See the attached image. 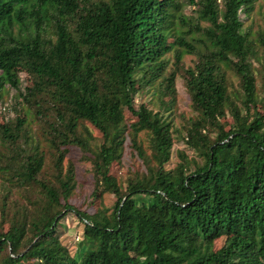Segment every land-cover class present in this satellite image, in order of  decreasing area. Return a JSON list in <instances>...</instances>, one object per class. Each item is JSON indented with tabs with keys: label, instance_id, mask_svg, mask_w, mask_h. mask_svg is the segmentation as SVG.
Listing matches in <instances>:
<instances>
[{
	"label": "trees",
	"instance_id": "16d2710c",
	"mask_svg": "<svg viewBox=\"0 0 264 264\" xmlns=\"http://www.w3.org/2000/svg\"><path fill=\"white\" fill-rule=\"evenodd\" d=\"M256 1L0 0V264H264V28L240 20ZM12 90L26 115L5 117ZM176 141L195 159L168 169ZM72 148L92 214L70 203ZM126 149L137 167L118 178ZM68 215L75 255L48 248Z\"/></svg>",
	"mask_w": 264,
	"mask_h": 264
},
{
	"label": "rangeland",
	"instance_id": "374dc122",
	"mask_svg": "<svg viewBox=\"0 0 264 264\" xmlns=\"http://www.w3.org/2000/svg\"><path fill=\"white\" fill-rule=\"evenodd\" d=\"M191 6H187L185 8L184 13L188 15H192ZM240 20L242 21L243 28L255 36L257 33L263 30L264 28V0H257L254 4L253 11L251 14L246 17L240 14ZM195 57L193 56H185L183 62L186 67L191 66ZM257 66L256 63H254ZM29 84V80L27 77L21 73L20 74V83H19V91L22 92L25 86ZM176 103L174 106V123L176 127H179L182 124L183 118H188L191 116V111L189 108V99L186 94V91L183 86V81L180 77H177L176 82ZM153 91L146 90L143 94H140L136 97L135 102L137 104L141 102L149 104L152 108V99ZM17 93L15 90L10 91L9 95L5 98V103H7V112L5 117L12 118L16 116V114L23 116L27 114L26 105L16 104ZM152 100V102H151ZM125 117L129 120H132L133 117L125 113ZM36 123L31 125V131L37 132ZM227 130V128H225ZM215 131L210 132V139L215 136ZM99 138V135L96 136ZM183 151L185 152L189 158L195 159L193 153L188 150L185 144L182 141H176L172 150L171 162L167 166L168 169L175 167V165L179 162L177 157V152ZM82 154L78 149L72 148L70 153L66 157L67 160L71 161L74 165L75 169V178L77 181V187L75 191V197L71 200V204H77L86 210L87 213L92 214L96 207L95 201L90 202V196L93 190V178L91 174L90 165L87 162H84L82 159ZM134 157H132V152L130 149H126L125 154L120 162V164H114L111 172L116 177H123L126 174L128 169H133L132 164H134ZM135 168L137 167L134 164ZM0 190H1V179H0ZM114 198L110 195H105L103 198V204L105 207H110L113 204ZM65 225L64 234L58 239L48 244V248L50 250L62 249L68 251L71 255H75L79 252L80 246L78 242L82 239L83 226L78 221V219L74 215H68L64 220H62Z\"/></svg>",
	"mask_w": 264,
	"mask_h": 264
}]
</instances>
